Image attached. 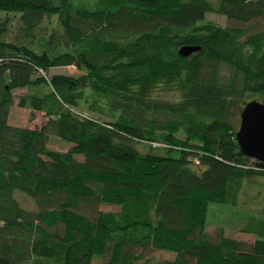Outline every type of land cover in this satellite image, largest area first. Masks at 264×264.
I'll return each mask as SVG.
<instances>
[{"label":"trees","instance_id":"1","mask_svg":"<svg viewBox=\"0 0 264 264\" xmlns=\"http://www.w3.org/2000/svg\"><path fill=\"white\" fill-rule=\"evenodd\" d=\"M63 67L79 74L50 75ZM23 89L39 128L9 124ZM252 100L264 0H0V264H137L148 249L176 255L156 264H264V217L239 229L252 242L208 232L210 206L264 176L236 137Z\"/></svg>","mask_w":264,"mask_h":264},{"label":"rangeland","instance_id":"2","mask_svg":"<svg viewBox=\"0 0 264 264\" xmlns=\"http://www.w3.org/2000/svg\"><path fill=\"white\" fill-rule=\"evenodd\" d=\"M207 19L222 26H228L229 24L228 19L225 16L219 14H208ZM52 26L57 27L56 18H53ZM219 71L222 75V82L224 83H227L228 80L233 76V72L227 66H221ZM52 74L78 75L79 71L75 67H63L52 69L50 75ZM240 82L241 81L238 78L237 84H240ZM26 92V89L16 90L14 92L15 104L10 112L9 124L23 129H36L39 128L43 123L47 122V118L45 113L34 112L29 108H21L18 106V97L25 94ZM81 113H83L84 116H90L92 118L105 121L108 120L104 116L91 114L86 109H81ZM240 123L241 118L239 127ZM50 145L51 148L60 151H65L69 148V144L67 142L56 138H52ZM18 198L23 207L29 210H36L34 202L29 197L20 193L18 194ZM100 208L103 211L119 210L117 207L105 205H102ZM250 216L264 217V176L262 175L252 177L251 179H247L244 182L239 203L236 207L219 204H212L210 206L208 232L214 235L217 233L218 229L225 227V234L227 237L252 242L255 240L254 236L243 234L239 231L242 223ZM138 255H140L141 259L137 262V264H156L159 262L172 261L176 257L175 254L154 249L140 250L138 251Z\"/></svg>","mask_w":264,"mask_h":264},{"label":"water","instance_id":"3","mask_svg":"<svg viewBox=\"0 0 264 264\" xmlns=\"http://www.w3.org/2000/svg\"><path fill=\"white\" fill-rule=\"evenodd\" d=\"M200 48L183 47L180 54L190 56ZM241 123L237 131V141L245 156L257 161L264 170V103L251 101L241 112Z\"/></svg>","mask_w":264,"mask_h":264}]
</instances>
